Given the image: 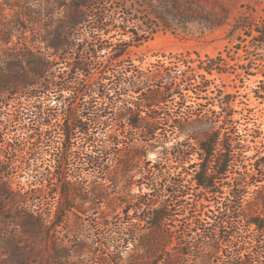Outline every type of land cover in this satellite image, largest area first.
Here are the masks:
<instances>
[{
    "label": "trees",
    "instance_id": "obj_1",
    "mask_svg": "<svg viewBox=\"0 0 264 264\" xmlns=\"http://www.w3.org/2000/svg\"><path fill=\"white\" fill-rule=\"evenodd\" d=\"M79 1L74 6L84 7L85 2ZM27 3L15 0L14 6L22 8ZM2 6L0 14L5 9ZM91 7L90 12L77 14L67 25L63 45L64 53L75 45L72 38L79 41L83 33L90 38L81 46L75 45L78 57L73 72L85 75L77 87L51 78L49 63L33 71L35 78L15 80L3 87L11 94L36 99L33 109L37 126L47 127L45 131L34 129L39 140L51 136L52 122L60 110L65 117L60 126L64 142L54 171L37 189L41 194L49 191L59 195L56 220L37 210L19 219L21 228L38 236L48 223L59 226L69 214L76 215L74 210L83 215L91 212L97 228L95 250L102 251L107 264H264V186L258 185L264 181V156L255 164V172L239 173L222 197L221 180L245 149L231 114L222 118L220 113L205 112L207 105L202 104L190 110L183 92L195 86L192 90L199 96L209 86L204 77L196 85V75L189 69L179 74L138 72L126 64L131 47L126 42L111 46L108 61L101 62L102 51L108 49L103 47L102 36L112 28L120 29L121 36L131 34L138 45L147 37L130 31L126 21L116 23ZM42 11L37 15H43ZM49 11L50 16L53 10ZM22 29L25 31L26 26ZM224 65L217 57L208 59L200 70L209 75L221 73ZM43 75V86L34 89L35 80ZM159 81H163L161 85L156 84ZM64 90L73 93L65 97ZM51 93L62 106L45 105L42 99L51 101ZM174 97L181 101L174 102L176 107L171 110L166 104ZM112 125L116 127L113 132H104ZM77 134L84 135L83 141L66 146V141L75 140ZM174 135L184 140L166 147ZM161 146L159 161L149 160V151ZM192 156H197L198 162L185 167ZM72 161L74 172L67 174L66 166ZM134 171L136 175H132ZM138 174L141 177L136 178ZM251 185L256 190L247 199ZM133 186L139 187V193H134ZM144 186L147 192H143ZM203 199L213 205L203 204ZM210 206L213 209L206 210ZM27 262L30 264L31 254L25 258Z\"/></svg>",
    "mask_w": 264,
    "mask_h": 264
},
{
    "label": "rangeland",
    "instance_id": "obj_2",
    "mask_svg": "<svg viewBox=\"0 0 264 264\" xmlns=\"http://www.w3.org/2000/svg\"><path fill=\"white\" fill-rule=\"evenodd\" d=\"M77 1L27 0L22 8H17L15 0H0L5 8L0 14V264H29L24 260L30 254V264H107L102 251L95 250L97 228L91 212L83 215L74 210L76 215L69 214L59 226L48 223L49 227L43 228L38 236L21 228L19 219L37 210L56 220L59 195L49 191L41 194L37 189L54 171L58 150L64 142L60 126L65 117L60 110L52 122L55 127L50 129L51 136L39 140L34 129L45 131L47 127L37 126L33 109L36 99L3 89L6 83L35 78L33 71L44 63L50 64L49 76L55 81L64 79L73 88L77 87L85 75L73 72L78 57L75 45L84 44L88 35L83 33L79 41L72 38L75 45L64 53L63 45L68 36L67 25L77 14L90 12L93 5L108 19L116 23L126 21L130 31L147 37L138 45L131 34L121 36L120 29L112 28L108 35L102 36L103 47L108 49L102 51L101 62L108 61L111 46L126 42L131 46L126 64L138 72L179 74L189 69L196 75V85L204 77L209 86L199 96L192 90L195 86L183 92L185 106L190 110L195 111L202 104L207 105L205 112L220 113L222 118L231 114L233 127L242 136L245 149L239 162L221 180L222 197L228 194L239 173L255 172V164L264 156V44H260L264 40V0H80L78 3L85 2V6L76 8ZM50 9L53 13L49 16ZM40 11L41 16L37 15ZM22 25L26 26L25 31ZM121 48L124 47H118ZM217 57L225 63L221 73L215 71L209 75L200 70L208 59ZM98 72H94L95 76ZM44 80V75L36 79L34 89H40ZM72 90H64L62 94L68 97ZM55 96L51 93V101L47 97L42 100L50 107L62 106ZM172 101L166 104L171 110L181 100L174 97ZM115 129L112 125L104 132ZM83 137L77 134L75 140L66 141V146L69 142L80 144ZM183 140V136L176 139L174 135L166 147ZM162 151V146L151 150L147 158L159 161ZM196 162L197 156H192L185 167ZM73 163L66 166L65 173L74 172ZM136 174L137 171L132 173ZM139 177L140 174L136 178ZM258 185L264 186V181ZM133 190L139 193L138 186H133ZM255 190V185L249 187L247 199L254 196ZM147 191L144 186L143 192ZM187 201L192 200L187 197ZM201 201L207 206L213 205V202Z\"/></svg>",
    "mask_w": 264,
    "mask_h": 264
}]
</instances>
